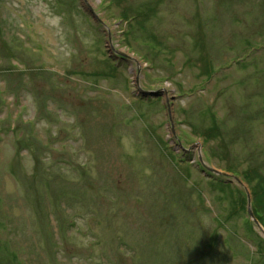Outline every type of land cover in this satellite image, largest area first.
Masks as SVG:
<instances>
[{
  "label": "rangeland",
  "instance_id": "374dc122",
  "mask_svg": "<svg viewBox=\"0 0 264 264\" xmlns=\"http://www.w3.org/2000/svg\"><path fill=\"white\" fill-rule=\"evenodd\" d=\"M263 232L264 0H0V264H264Z\"/></svg>",
  "mask_w": 264,
  "mask_h": 264
},
{
  "label": "water",
  "instance_id": "95a60500",
  "mask_svg": "<svg viewBox=\"0 0 264 264\" xmlns=\"http://www.w3.org/2000/svg\"><path fill=\"white\" fill-rule=\"evenodd\" d=\"M202 163V162H201ZM206 168V170L207 171H209L210 173H212V174H214V175H216V176H223V175H225V174H223V173H221V172H218V171H216V170H213V169H211V168H208V167H205ZM246 198H247V212H248V215H249V217H250V219H252L253 220V222L256 224V226H258L259 227V225H258V223L255 221V219L253 218V214H252V212H251V210H250V197H249V194H248V192L246 191ZM260 228V227H259ZM263 234H264V232H263Z\"/></svg>",
  "mask_w": 264,
  "mask_h": 264
},
{
  "label": "bare ground",
  "instance_id": "6f19581e",
  "mask_svg": "<svg viewBox=\"0 0 264 264\" xmlns=\"http://www.w3.org/2000/svg\"><path fill=\"white\" fill-rule=\"evenodd\" d=\"M250 199V198H249ZM250 205H251V202H250ZM251 210V209H250ZM253 218H254V216H253ZM255 219V218H254ZM255 221H256V219H255ZM257 222V221H256ZM258 223V222H257ZM258 225H259V223H258ZM259 227H261L260 225H259Z\"/></svg>",
  "mask_w": 264,
  "mask_h": 264
}]
</instances>
